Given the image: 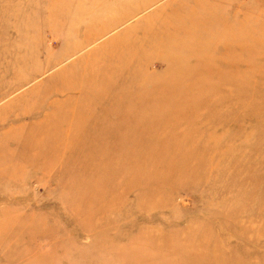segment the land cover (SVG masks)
Segmentation results:
<instances>
[{
	"label": "rangeland",
	"instance_id": "374dc122",
	"mask_svg": "<svg viewBox=\"0 0 264 264\" xmlns=\"http://www.w3.org/2000/svg\"><path fill=\"white\" fill-rule=\"evenodd\" d=\"M261 30L264 0H0V264H264Z\"/></svg>",
	"mask_w": 264,
	"mask_h": 264
},
{
	"label": "bare ground",
	"instance_id": "6f19581e",
	"mask_svg": "<svg viewBox=\"0 0 264 264\" xmlns=\"http://www.w3.org/2000/svg\"><path fill=\"white\" fill-rule=\"evenodd\" d=\"M225 26H227V25H225ZM230 29V28H229ZM170 30H172L174 33L173 34H168V33H170L169 31ZM178 31H180V23L179 24H174L172 21H166V22H163L162 23V25H161V27L158 29V31L157 32H155L153 35H152V37L151 38H153L152 40H154V41H156V42H158V39L161 37V36H163L164 37V39H163V41L162 42H158L157 44H156V46H158V48L157 49H155V50H153L150 54H149V57L148 58H146V62L145 63H143V67L145 68V65H147L148 66V62H151L152 60H155V61H161V62H163L164 61V59H163V56H162V53H161V51L159 50V48H160V45L162 44V43H164V42H166V40L167 39H170V38H172V39H174L175 38V33L176 32H178ZM256 37L258 36L259 38V40H258V43H264V31L263 30H261L260 32H259V34L258 35H255ZM148 42V40H146V43ZM117 43H120V42H118L117 40H114L112 43H111V45H116ZM257 42L255 43V44H258ZM147 45V44H146ZM146 45H143V47L144 46H146ZM263 46H264V44H263ZM126 49H128V48H123V51H125ZM125 53V57L123 58V59H121V61H118V63L120 62L122 65H124V64H126V65H129V64H132L133 62H137V59L136 58H134V56H133V54H132V52H131V50H129L128 49V52H124ZM174 63V62H173ZM165 64V63H164ZM176 64H180V61L179 62H177ZM141 67V66H140ZM113 68H118V69H120L119 67H113ZM171 69L172 68H168V67H166V72L168 73V76H172V71H171ZM108 78V77H107ZM92 80V79H91ZM103 81V80H102ZM103 83H105L106 85H103L105 88L104 89H102L101 91L103 92V93H101V94H98V95H95L94 97H97V98H102L103 96H106V97H110V96H112V95H117V94H119V90L117 89V88H115V90H113L112 89V86H113V84L111 83V81L109 80V79H107V81H106V79H104V81H103ZM166 84L169 86V87H171L172 89H173V86H170L171 85V83L170 82H168V81H166ZM122 88V87H121ZM175 90H177V91H179L180 92V89H175ZM152 92L153 91H151V94H152ZM69 95H70V93H69ZM232 95V94H231ZM262 103L264 104V99L262 100ZM135 106V108H137V109H140V110H145V111H148L150 114L149 115H152L153 113H154V115L155 114H158V115H156V117H158L159 116V119L158 120H156V121H154V122H156V123H159V124H161V125H166L169 121H170V119H168V116L169 117H176L175 115H177L178 113H179V111H180V106H178V107H176V105L174 104L173 106H170V105H165V106H163L162 108H161V110H158L157 112H156V110L154 109V105H151L149 102L148 103H141V104H135L134 105ZM170 107H173V109L172 110H170L169 108ZM262 108H260V109H262L260 112H259V115H264V106H261ZM176 109H178V110H176ZM174 120H177V119H174ZM154 122H149V125L150 126H154V127H157L156 126V124H154ZM142 123H144V122H142ZM160 127H163V126H160ZM164 130V129H163ZM161 132V131H160ZM160 132H158V133H160ZM208 135H209V133H208ZM208 137V136H207ZM185 142H187V139L185 140ZM194 148V147H193Z\"/></svg>",
	"mask_w": 264,
	"mask_h": 264
}]
</instances>
